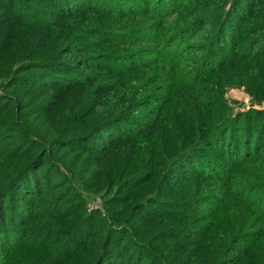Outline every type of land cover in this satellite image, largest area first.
<instances>
[{
    "label": "trees",
    "instance_id": "obj_1",
    "mask_svg": "<svg viewBox=\"0 0 264 264\" xmlns=\"http://www.w3.org/2000/svg\"><path fill=\"white\" fill-rule=\"evenodd\" d=\"M260 54L264 0H0V264L10 249H49L70 215L52 264H173L177 247L188 264H264V190L243 173L248 146H264V112L201 104L222 98L205 81L221 73L224 84L217 71L239 65L240 82L245 64L264 67ZM168 74L175 96L161 84ZM171 102L167 120L165 108L152 118ZM159 127L149 171L123 167L124 146ZM95 192L102 207L87 211ZM236 197L242 210H223ZM175 213L178 224L165 219Z\"/></svg>",
    "mask_w": 264,
    "mask_h": 264
},
{
    "label": "rangeland",
    "instance_id": "obj_2",
    "mask_svg": "<svg viewBox=\"0 0 264 264\" xmlns=\"http://www.w3.org/2000/svg\"><path fill=\"white\" fill-rule=\"evenodd\" d=\"M129 2L131 3V1H129ZM135 3H136L135 1H132V4H129L128 8H132L134 6L133 4H135ZM209 14H211V15H209V16H211V18H213L212 16L215 15L214 12H212V11H209ZM182 16H184V15H182ZM174 17H177L176 13H174L168 19V21L172 20ZM114 24H115V22H114ZM119 26H121V25H117L116 27H119ZM123 29H125L124 26H123ZM204 29L207 30V27L203 28L201 32H200V30L197 31L196 37H195L196 39L195 40L193 39L192 41H190V42H192V45L196 48H199V46L202 45L201 43H204V41H202V37L206 36V34H207V32L205 35L202 34V32H204ZM195 51L198 53H194V51L187 52L185 54L186 60H188L189 58H191L194 55L196 57L201 56V54H202L201 48L198 50H195ZM259 56H256L255 58L258 60H264V56L261 57V54ZM238 66L239 65H234L233 68H230L229 65H226V67L224 66L220 69V71H217V72H222V79L225 80L224 84L219 82L220 77H218V76L221 73H219L217 76H215L214 79H209L208 81L204 82V85H205L204 89L205 90L210 89L215 94L217 92L216 90H218V92H221V94H222V98L220 100H214L213 102H208L207 104L203 103L204 101H201V104H203V107L205 108L204 109L205 113L206 112L217 113V111L220 110V106L223 105L224 102H226V104L229 105L232 114L234 113L233 114L234 116H236L238 111H249L251 109H256V110L264 112V100L263 99H256L253 96L254 91L257 90L256 84L258 82V81L257 82L253 81V79H254L253 74H256V75L263 74V77H264V67L258 66L257 68H254L252 63L249 65L245 64V67H243L242 69L244 70V72H246V76L244 77V79H240V82H237L238 75H239V77L241 76L240 69H239V71L237 69ZM146 74H147V77L151 75L150 69H146ZM166 76L168 78H164L162 80L161 84H163V86L165 88L167 85L171 86L170 94L174 95V96L177 95L178 85L174 86L173 82H175V81H174V79L169 78L170 74H168ZM226 78H227V81H226ZM144 81H143V83H144ZM171 82H172V84H169ZM251 82H254V83L251 84ZM175 105H177V102H173V103L171 102V103H168L167 105L165 103L161 104L158 107V110L153 113L152 118H154V119L159 118L161 115L160 109L165 108V116H166L165 118L167 120L168 119V110L171 109ZM190 105L193 108H198V109L201 108V106L198 104V101L195 103H190ZM137 106L133 107L136 113L142 112V111L144 112L145 110H147V108L140 109V108H137ZM172 109H174V107ZM166 113H167V115H166ZM192 114H193V116L196 115V113H194V112H192ZM259 120H262V118H259ZM261 125H262V128H264V124H261ZM140 138H142V139H136L131 144L124 146V155H123L124 158L122 159V163H123V167L125 166L126 163H128V166L130 167V166H136V165L139 166L140 164H142L141 162H144L145 167L141 170H143V171L146 170V172H148L149 169L151 168L150 166L155 161L154 155L149 153V151H150L151 145L153 146V144H154L155 146H157L156 144L159 143V140L162 138V130L160 127L156 128L152 131L146 130ZM147 141H149L151 143V145ZM254 145L255 144L253 142L251 144V146H248L249 149H248V152L246 154L247 155L246 158H249V159H247V161H245V164L247 165L248 168L243 170V173H244L245 178H247L249 181L251 178H254L255 182L258 181V186L256 188L261 187V190H264V187H262V186H264V178L258 176L259 173H262V175H260V176H264V146H259V145L254 146ZM238 150H239V152H242V149L239 148ZM244 150L245 149H243V151ZM113 157L120 158V154L115 152ZM147 159L149 161L148 164L145 163V161ZM126 178L127 177H123L122 179L125 180ZM237 180H242V179H237ZM208 181L211 182V180H206V181H204L205 184H207ZM210 182H209V184H210ZM211 184H213L212 186H214V187L223 188V185H222L223 180H221V179H217L215 181H212ZM243 184L247 185V183H243ZM142 190H144L146 193L150 192V188L142 189ZM258 192H260V191L257 190L256 194H258ZM101 195H102L101 193H96V192L95 193H86V196H87L86 210L87 211L102 207V196ZM236 198H238L239 200L241 199L240 202L237 201L238 203L237 202L226 203L223 210H226L228 212H233V211H238V210L241 211L242 205H243V203H242L243 199L240 197H236ZM261 206H262V202H260V204L257 205V208L253 212H257V210H260ZM175 214L176 215H174V217H166L165 219H171L172 218L173 219V220H171L172 223L178 224L182 218V214H180V213H175ZM258 215L260 217H258ZM255 216L258 220H260L261 222H264V217L262 215H260L259 213L258 214L255 213ZM72 219H74V216L70 215V217L65 218L61 221L62 230H66V232H62V231L57 232L56 236L54 234V236L51 240V247L49 249H41L39 251L21 250V249H19V247L16 248L17 250L14 249L16 251H14L13 249H10L9 252L10 251L13 252V255H11L12 259L8 263L9 264H52L53 256L55 255L56 251L62 246V244L64 243V239H66V237L68 235L67 230H69V227H72V225L74 224V222H72ZM41 222H44V221L39 220V222H37L33 226L38 227ZM167 224H168V222H167ZM61 238H63V239H61ZM262 242H263V244H262ZM67 243L66 244L68 245L67 246V248H68L71 245V241L69 242V240H68ZM258 244H262V245H258V247L256 248V252L259 254H263L264 253V241H261V243H258ZM55 246H57L56 249H53ZM44 248H46V247H44ZM71 250H73V248ZM101 252H102V250L100 251L99 254H101ZM172 253L175 255L174 259H172L173 264H188V263H186V260L184 258H182L183 257L182 252L180 251V249L178 247L173 249ZM76 254H78V253H75V255ZM5 255H7V254H5ZM194 256H195V254H194ZM85 261H86L85 257H82L81 259L75 258V259H72L70 261V264H85ZM188 262L191 263L192 260L188 259ZM60 264H62V263H60ZM192 264H195V263H192ZM197 264H207V261H201ZM237 264H260V262L257 261L255 258L254 259L248 258L245 261H242V262L237 263Z\"/></svg>",
    "mask_w": 264,
    "mask_h": 264
}]
</instances>
